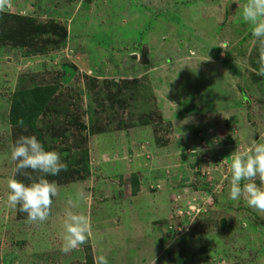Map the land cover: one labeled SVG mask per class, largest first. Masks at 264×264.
I'll return each instance as SVG.
<instances>
[{
    "label": "rangeland",
    "instance_id": "rangeland-1",
    "mask_svg": "<svg viewBox=\"0 0 264 264\" xmlns=\"http://www.w3.org/2000/svg\"><path fill=\"white\" fill-rule=\"evenodd\" d=\"M246 2L0 0V12L42 28L34 46L0 53V264H264V213L227 198L225 161L264 142L260 45L238 15ZM210 28L221 30L216 50L185 42ZM134 79L128 95L119 89ZM34 82L58 86L47 143L71 169L44 222L6 202L10 99ZM70 200L91 235L63 253Z\"/></svg>",
    "mask_w": 264,
    "mask_h": 264
},
{
    "label": "clouds",
    "instance_id": "clouds-1",
    "mask_svg": "<svg viewBox=\"0 0 264 264\" xmlns=\"http://www.w3.org/2000/svg\"><path fill=\"white\" fill-rule=\"evenodd\" d=\"M238 15L250 26L252 37L260 45V67L257 74L264 76V0H247ZM229 160L225 161L230 175L227 198L235 202L243 200L247 207L264 213V142L254 139L246 147L237 145L229 155ZM10 161L14 167L7 180V204L26 213L29 222H44L49 216L53 198L58 194L55 182L46 177L58 175L67 169V164L57 151L46 148L35 135H21L10 145ZM27 169L40 173V177L30 183L19 180L17 174ZM257 178L259 184L256 183ZM75 206L70 200L65 210L63 244L60 249L63 253L84 244L91 235L89 218L73 212ZM98 264H107L106 258L100 256Z\"/></svg>",
    "mask_w": 264,
    "mask_h": 264
},
{
    "label": "trees",
    "instance_id": "trees-1",
    "mask_svg": "<svg viewBox=\"0 0 264 264\" xmlns=\"http://www.w3.org/2000/svg\"><path fill=\"white\" fill-rule=\"evenodd\" d=\"M9 18V22H6V19ZM22 23H25L22 24ZM29 25V27H27ZM54 25H56V29L62 30L59 33L63 35V42L66 43L68 40L67 30L59 27L56 21H54ZM30 28V31H27ZM38 28V27H37ZM42 29V28H40ZM36 29L35 24L31 23L30 20L20 17L18 15L13 14H4L0 12V53L5 49H8L11 45L12 47H23V46H34L35 41L39 40L42 30ZM39 31V32H38ZM29 32V33H28ZM44 32V31H43ZM221 30H214V28H210V32L206 31V34H210L211 38H205L207 40H201V37L196 38L192 41L189 38H185L187 44L193 42L195 44L203 41L206 43V46L209 48H213L216 50V46L219 45V34ZM194 40V41H193ZM59 43L58 46H60ZM45 49L48 45H44ZM43 46V47H44ZM191 46V45H190ZM192 47V46H191ZM190 47V48H191ZM220 47V46H219ZM218 47V48H219ZM220 49H218V53H220ZM168 62V61H167ZM144 65L148 64V60L144 58ZM124 87H120V90H126L125 94L128 95V89L130 84H138L139 80H124L121 82ZM58 86L49 84V85H39L35 84V82L31 86H21L14 92H12V96L10 99V110H9V122L13 127V138L16 140L21 135H35L39 140H41L46 148L52 149L49 146L50 138H55V135L58 130V112L51 106L54 95L57 93ZM50 107H52L50 109ZM48 118L43 120V118ZM49 142V143H47ZM71 169L67 168L66 170L61 171L56 176H48L46 177L49 181L62 182V176H69ZM22 172L26 173L21 174ZM21 173L17 174V178L25 183H30L31 180L37 179L40 177V173L32 172V170L27 169L26 171H21ZM24 175V176H23ZM58 180V181H57ZM132 196H136L139 191L140 181L137 174L132 175ZM51 212V208H50ZM25 219H27L26 213H21ZM50 214V213H49ZM95 214V213H94ZM174 264H188L182 256H176L174 258Z\"/></svg>",
    "mask_w": 264,
    "mask_h": 264
},
{
    "label": "water",
    "instance_id": "water-1",
    "mask_svg": "<svg viewBox=\"0 0 264 264\" xmlns=\"http://www.w3.org/2000/svg\"><path fill=\"white\" fill-rule=\"evenodd\" d=\"M88 3H90V0H88Z\"/></svg>",
    "mask_w": 264,
    "mask_h": 264
}]
</instances>
